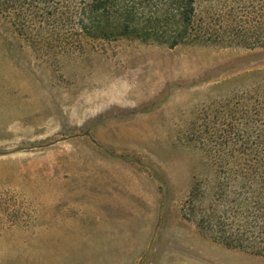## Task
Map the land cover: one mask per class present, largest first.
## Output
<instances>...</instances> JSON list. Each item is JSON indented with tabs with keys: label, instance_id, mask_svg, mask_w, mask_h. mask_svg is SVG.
<instances>
[{
	"label": "rangeland",
	"instance_id": "1",
	"mask_svg": "<svg viewBox=\"0 0 264 264\" xmlns=\"http://www.w3.org/2000/svg\"><path fill=\"white\" fill-rule=\"evenodd\" d=\"M212 1L195 0L203 21L212 5L227 11ZM11 20L0 19V264H264L195 223L224 153L251 131L264 46L78 36L66 22L60 36L49 24L25 36Z\"/></svg>",
	"mask_w": 264,
	"mask_h": 264
},
{
	"label": "trees",
	"instance_id": "2",
	"mask_svg": "<svg viewBox=\"0 0 264 264\" xmlns=\"http://www.w3.org/2000/svg\"><path fill=\"white\" fill-rule=\"evenodd\" d=\"M223 4L227 11H222V4L212 5L203 21L196 15L195 0H0V19L11 18L25 36L32 34L33 25L44 24L52 25L51 34L60 36L54 25L66 22L72 25L67 34L78 36L132 35L170 47L178 43L264 46V0H224ZM254 100L257 106L244 121V131H251H242V150L238 155L224 153L210 191L205 190V214L195 223L226 247L264 256V93ZM248 140L250 148L244 145ZM233 156L236 162L231 163Z\"/></svg>",
	"mask_w": 264,
	"mask_h": 264
}]
</instances>
